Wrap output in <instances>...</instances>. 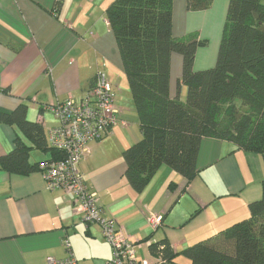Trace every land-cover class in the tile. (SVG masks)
<instances>
[{
	"label": "crops",
	"instance_id": "1",
	"mask_svg": "<svg viewBox=\"0 0 264 264\" xmlns=\"http://www.w3.org/2000/svg\"><path fill=\"white\" fill-rule=\"evenodd\" d=\"M114 1L0 0V109L27 106V119L43 124L49 142L48 131L59 123L45 106L69 96L80 100L98 72H104L122 113L109 135L91 143L80 173L99 196L104 217L115 220L135 247L137 263L160 264L159 256L151 251L152 243L165 239L178 255L246 219L249 204L262 195L264 167L255 153L229 141L205 138L193 181L187 185L182 174L163 166L138 192L126 177L125 161H102L108 143L118 142L122 148L129 143V148L139 138L136 131L123 132L128 116L119 95L127 73L107 18ZM225 7L224 0H214L208 10L192 12L187 0H173V36L196 35L209 43L197 51L196 71L216 64ZM182 67L181 57L173 55V96ZM181 94L184 97L183 89ZM17 137L32 147L31 163L44 159L17 125L3 122L0 157L11 152ZM75 201L73 193L47 190L46 180L37 170L14 174L0 167V264H55L71 254L78 264H108L113 257L111 244L98 224H85L75 214ZM176 202L179 204L174 205ZM149 216H162L159 227L149 224ZM167 223L179 229L169 228ZM182 256L174 262L191 264L187 257L181 262Z\"/></svg>",
	"mask_w": 264,
	"mask_h": 264
},
{
	"label": "trees",
	"instance_id": "2",
	"mask_svg": "<svg viewBox=\"0 0 264 264\" xmlns=\"http://www.w3.org/2000/svg\"><path fill=\"white\" fill-rule=\"evenodd\" d=\"M214 0H187L192 12L208 10ZM127 73L139 120L141 139L123 152L126 177L143 191L163 166L179 172L187 185L197 176V160L205 138L232 142L259 155L264 167V0H230L216 64L196 71L200 47L196 35L173 36V0H115L107 10ZM183 60L181 77L171 95V58ZM95 79L90 87L93 86ZM187 92L182 97L181 91ZM0 122L17 125L32 146L60 160L40 122L27 119V106L0 109ZM28 146L17 137L0 167L14 174L38 171ZM262 195L249 204V216L182 253L168 241L152 243L160 264H264V179Z\"/></svg>",
	"mask_w": 264,
	"mask_h": 264
},
{
	"label": "built area",
	"instance_id": "3",
	"mask_svg": "<svg viewBox=\"0 0 264 264\" xmlns=\"http://www.w3.org/2000/svg\"><path fill=\"white\" fill-rule=\"evenodd\" d=\"M45 110L51 112L59 123L48 131L49 143L63 153L62 159H46L39 165L38 172L43 174L47 190L61 189L75 195V214L85 224H98L112 246L113 257L108 264H138L135 247L128 242L115 220L104 217L99 196L87 187L79 169L80 162L91 151L89 144L109 135L120 121L122 112L116 105V94L105 73L98 72L93 86L80 100L69 96L66 100L45 106ZM153 217L151 226L156 228L162 216ZM69 244L67 242L66 247L70 249ZM55 264L78 262L71 254L67 260Z\"/></svg>",
	"mask_w": 264,
	"mask_h": 264
},
{
	"label": "rangeland",
	"instance_id": "4",
	"mask_svg": "<svg viewBox=\"0 0 264 264\" xmlns=\"http://www.w3.org/2000/svg\"><path fill=\"white\" fill-rule=\"evenodd\" d=\"M225 1V4H226V7H225V10L223 12V21L225 23V20H226V13L228 11V7H229V3H230V0H224ZM219 44H220V41H219ZM211 47H213L215 49V47L213 46V41L211 42ZM208 46H209V43H208ZM218 49H219V45H218V48L216 49V51L218 52ZM206 50V49H205ZM125 83V88L123 87H120V99L124 105V109L126 110L127 112V120H126V126L123 130V132L126 130V129H129L130 131L134 132H138L139 133V138L137 140L140 139L141 137V133H140V128H139V120H138V116H137V113H136V108H135V105H134V101H133V97H132V94H131V91H130V87H129V83H128V78L127 80L124 81ZM187 90L186 88H183V96L186 94ZM118 99V98H117ZM48 118V117H47ZM51 120H52V115H50L49 117ZM29 120V119H28ZM29 121H32V122H36L35 120H29ZM137 140H132L133 143H135ZM94 142V141H93ZM92 143V142H91ZM91 143L89 144L90 146V149H91ZM130 144V145H131ZM127 146H124L125 148H127L129 146V143L126 144ZM122 148L120 146V144L118 142H111V143H108L105 147H104V150H103V153H102V161L106 164H110V163H113V164H119L120 162H123V157H122V152H123V149L125 148ZM91 153V151H90ZM90 153L88 155H90ZM37 154H40L42 155V158H48L49 155L45 152H42V151H38ZM105 158V160H104ZM179 204L178 202H176L174 205H177ZM164 217V216H163ZM153 216H149V224L150 225H153L152 221H153ZM159 223H156V228L159 227ZM167 226L169 228H175V229H179V228H176L174 226V224H169L167 223ZM117 227L119 228L118 224H117ZM153 230H155L153 228ZM196 243V242H195ZM180 256V255H179ZM181 260V262H183L184 260H187L186 257L182 256L179 258Z\"/></svg>",
	"mask_w": 264,
	"mask_h": 264
},
{
	"label": "clouds",
	"instance_id": "5",
	"mask_svg": "<svg viewBox=\"0 0 264 264\" xmlns=\"http://www.w3.org/2000/svg\"><path fill=\"white\" fill-rule=\"evenodd\" d=\"M98 141H99V140H98ZM84 159H85V158H84ZM81 162H82V161H81ZM81 162H80V163H81ZM79 167H80V165H79Z\"/></svg>",
	"mask_w": 264,
	"mask_h": 264
}]
</instances>
